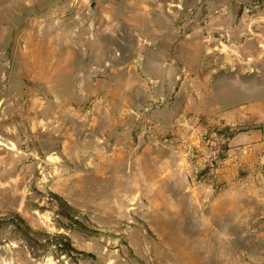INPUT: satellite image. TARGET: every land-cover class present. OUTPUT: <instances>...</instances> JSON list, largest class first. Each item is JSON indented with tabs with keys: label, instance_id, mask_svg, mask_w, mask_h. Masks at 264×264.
Wrapping results in <instances>:
<instances>
[{
	"label": "rangeland",
	"instance_id": "1",
	"mask_svg": "<svg viewBox=\"0 0 264 264\" xmlns=\"http://www.w3.org/2000/svg\"><path fill=\"white\" fill-rule=\"evenodd\" d=\"M18 248L264 264V0H0V264Z\"/></svg>",
	"mask_w": 264,
	"mask_h": 264
},
{
	"label": "crops",
	"instance_id": "2",
	"mask_svg": "<svg viewBox=\"0 0 264 264\" xmlns=\"http://www.w3.org/2000/svg\"><path fill=\"white\" fill-rule=\"evenodd\" d=\"M19 249V248H18ZM20 251H17V249H14L12 252L14 253V256L11 254V259L14 261L15 264H22L24 262L30 261L29 257L25 255L22 249H19ZM16 254V256H15ZM13 256V258H12ZM41 264H57L55 259L52 257H48L45 259V262L42 261Z\"/></svg>",
	"mask_w": 264,
	"mask_h": 264
},
{
	"label": "water",
	"instance_id": "3",
	"mask_svg": "<svg viewBox=\"0 0 264 264\" xmlns=\"http://www.w3.org/2000/svg\"><path fill=\"white\" fill-rule=\"evenodd\" d=\"M94 7V3H93V5H92V8Z\"/></svg>",
	"mask_w": 264,
	"mask_h": 264
}]
</instances>
